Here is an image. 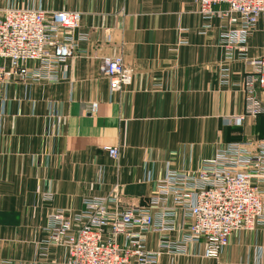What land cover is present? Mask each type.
Here are the masks:
<instances>
[{
  "label": "crops",
  "instance_id": "0c3cea01",
  "mask_svg": "<svg viewBox=\"0 0 264 264\" xmlns=\"http://www.w3.org/2000/svg\"><path fill=\"white\" fill-rule=\"evenodd\" d=\"M10 7L79 11L89 40L57 80L0 81V264H66L68 250L48 241L55 211L76 212L116 186L122 205H145L167 168L197 171L227 142L264 139V112L227 123L244 111L250 60L264 57L263 18L224 83L225 22L204 19L195 0H0V12ZM104 56L124 59L130 85L110 90ZM257 93L264 105V85ZM158 242L148 234L152 249ZM159 264H264V227L234 232L217 259L192 246Z\"/></svg>",
  "mask_w": 264,
  "mask_h": 264
},
{
  "label": "built area",
  "instance_id": "2783aa9c",
  "mask_svg": "<svg viewBox=\"0 0 264 264\" xmlns=\"http://www.w3.org/2000/svg\"><path fill=\"white\" fill-rule=\"evenodd\" d=\"M195 1L204 19L225 22L219 42L225 56L222 80L229 83L227 62L247 58L249 34L264 19V0ZM220 4L225 8L216 9ZM81 18L76 10L10 7L0 12V81L57 80L61 66L89 40L88 31L80 30ZM251 64L254 71L239 83L244 111L228 117L230 125L264 112L257 93V84L264 85V57ZM101 71L111 91L132 81L133 71L121 56H104ZM97 108L92 103L90 111ZM104 150L119 158L118 147ZM121 203L116 186L111 195L85 197L76 212L55 211L46 228L48 241L68 250L66 264H159L164 253L185 254L192 246L202 247L206 258H218L234 232L264 227V139L227 142L197 171L169 167L147 204ZM152 233L159 235L156 249L148 243Z\"/></svg>",
  "mask_w": 264,
  "mask_h": 264
},
{
  "label": "rangeland",
  "instance_id": "374dc122",
  "mask_svg": "<svg viewBox=\"0 0 264 264\" xmlns=\"http://www.w3.org/2000/svg\"><path fill=\"white\" fill-rule=\"evenodd\" d=\"M37 1H40V2H41V1H43V0H37ZM32 9H35V8H32ZM64 10H66V9H64ZM218 258H219V257H218ZM215 259H217V258H215Z\"/></svg>",
  "mask_w": 264,
  "mask_h": 264
},
{
  "label": "bare ground",
  "instance_id": "6f19581e",
  "mask_svg": "<svg viewBox=\"0 0 264 264\" xmlns=\"http://www.w3.org/2000/svg\"><path fill=\"white\" fill-rule=\"evenodd\" d=\"M250 63H251V60H250ZM112 158V157H111Z\"/></svg>",
  "mask_w": 264,
  "mask_h": 264
}]
</instances>
